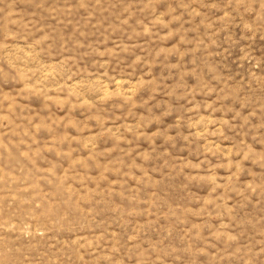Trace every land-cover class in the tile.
I'll return each instance as SVG.
<instances>
[{"label":"rangeland","instance_id":"rangeland-1","mask_svg":"<svg viewBox=\"0 0 264 264\" xmlns=\"http://www.w3.org/2000/svg\"><path fill=\"white\" fill-rule=\"evenodd\" d=\"M0 264H264V0H0Z\"/></svg>","mask_w":264,"mask_h":264}]
</instances>
